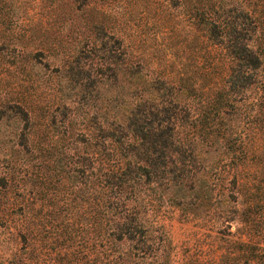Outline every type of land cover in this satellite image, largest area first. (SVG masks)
Here are the masks:
<instances>
[{
	"label": "trees",
	"instance_id": "trees-1",
	"mask_svg": "<svg viewBox=\"0 0 264 264\" xmlns=\"http://www.w3.org/2000/svg\"><path fill=\"white\" fill-rule=\"evenodd\" d=\"M72 1L78 9L86 2ZM169 5L171 20L182 5L186 21L195 25L203 43L223 48L229 60L226 76L212 77L210 69H201L193 76L199 82L189 74L175 80L160 73L149 75L139 61L128 69L133 79L130 90L116 84L115 71L110 76L116 81L106 87L88 76L82 92L90 97H83L98 100L99 105L88 119L89 132L74 139L84 149L39 155L36 164L52 162L54 174L69 184L75 206L79 199L98 206L92 213L100 214L103 264H121L126 253L138 262L149 258L153 244H162L164 238L161 231L157 243L146 215L158 211L163 201L177 205L183 215H199L204 209L215 211L221 201L237 205L244 195L245 216L249 212L264 216V171L262 177H243L253 162L264 167V0H169ZM100 26L91 29L95 39L107 34ZM80 41L87 42V37ZM105 42L90 51L104 52ZM84 43L74 61L85 54ZM70 76L78 80L74 73ZM28 159V152L17 151L0 158L5 172L0 197L6 196L0 200L6 202L0 209V226L8 227L22 245L16 247L17 264H42L32 253L25 254L30 247L34 250L39 231L18 193L24 185L16 180L22 171L18 165H26ZM250 168L256 175L257 168ZM225 210L233 211V206ZM251 223L264 228V221ZM42 227L45 236L48 227ZM156 227L161 230L162 224L156 222ZM124 244L127 249L120 251ZM10 262H16L15 256Z\"/></svg>",
	"mask_w": 264,
	"mask_h": 264
},
{
	"label": "rangeland",
	"instance_id": "rangeland-1",
	"mask_svg": "<svg viewBox=\"0 0 264 264\" xmlns=\"http://www.w3.org/2000/svg\"><path fill=\"white\" fill-rule=\"evenodd\" d=\"M77 6L72 0H0V158L16 151L30 154L26 165H18L22 171L16 180L24 185L18 193L26 202V214L39 229L34 250L30 247L25 254L32 253L42 264L104 261L100 214L92 213L98 206L80 199L75 206L69 184L54 174L52 162L36 166L39 155L84 149L74 139L89 132L88 119L99 105L82 92L89 77L98 85L106 83L103 87L117 80L130 90L133 79L128 69L135 61L149 75L160 73L175 80L183 74L197 76L201 69H210L217 78L229 71L223 48L203 43L195 25L186 21L182 5L175 8L172 20L169 0H86L80 9ZM94 24L106 31L103 38L95 39ZM82 36L87 37L86 52L77 62L73 59L83 44L78 42ZM101 41H106L104 52L90 51ZM113 71L116 80L110 76ZM73 73L78 80L71 78ZM250 167L243 177L263 176L259 163ZM249 168H257L256 175ZM4 173L0 169V177ZM5 205L0 202V209ZM215 206V211L183 215L177 205L163 201L158 211L146 215L153 237L158 243L162 231L163 243L153 244L143 262L126 253L121 264H264V235L259 232L264 228L251 223H262L264 216L255 212L245 216L244 195L237 205L221 201ZM227 206H233V211H226ZM156 222L162 224L161 230ZM43 224L48 227L45 236ZM0 227V264H17L16 247L22 245L8 227ZM121 248L124 251L127 245ZM14 256L16 262L11 263Z\"/></svg>",
	"mask_w": 264,
	"mask_h": 264
}]
</instances>
